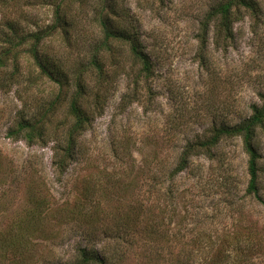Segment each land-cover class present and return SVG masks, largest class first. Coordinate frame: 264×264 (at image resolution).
I'll return each instance as SVG.
<instances>
[{
    "label": "rangeland",
    "instance_id": "rangeland-1",
    "mask_svg": "<svg viewBox=\"0 0 264 264\" xmlns=\"http://www.w3.org/2000/svg\"><path fill=\"white\" fill-rule=\"evenodd\" d=\"M39 1L4 2L8 9L13 4L23 5L43 23L50 17L51 7ZM116 1L137 19L142 42L153 63V75L137 78V84L133 82L135 74H120L113 79L103 114L79 137L78 161L60 182L52 173L51 144L28 146L5 135L21 101H33L31 93L50 100L57 92L56 85L45 80L37 86L29 87L25 82L9 91L0 89V153L10 172L7 182L0 186V228L17 222L24 214V166L33 162L44 178L43 192L52 211L43 226L60 231L53 239L29 237L26 243L33 256L29 255L28 262H22L25 255H17L12 261L0 258L1 264H56L71 259L77 244H83L84 239L72 225L60 223V211L76 191L90 186L99 189L97 196L102 193L105 199L124 202L131 197L142 198L145 183L156 182L164 190L169 170L187 141L208 135L213 126L236 124L250 113V104L264 100V0H257V16L241 8L242 18L234 23V38L226 49L214 45L212 27L205 46H201L198 36L207 11L221 0ZM5 10L0 1V27L7 19H13L12 14L4 16ZM80 36L72 38L76 46L71 49L70 58L83 51ZM66 45L59 37H53L45 40L43 47L58 54L67 50ZM123 94L127 97L121 102ZM61 117V113L56 114V118ZM255 145L260 155L258 189L264 200V132L258 131ZM212 153L211 157L192 156L188 171L173 182L186 194L187 228L207 233L233 229L239 215L226 202L234 200L246 204L247 220H260L264 205L245 196L248 156L241 139H223ZM146 159H151L149 166H145Z\"/></svg>",
    "mask_w": 264,
    "mask_h": 264
},
{
    "label": "trees",
    "instance_id": "trees-1",
    "mask_svg": "<svg viewBox=\"0 0 264 264\" xmlns=\"http://www.w3.org/2000/svg\"><path fill=\"white\" fill-rule=\"evenodd\" d=\"M0 1L6 9L4 16L13 15L0 27V89L9 91L25 82L32 87L45 80L57 87L50 100L31 93L33 101H21L5 135L28 146L51 144L52 173L60 182L78 161L79 137L103 114L113 79L120 74H135V83L137 78L148 79L153 75V63L137 19L116 0H40L51 7V15L43 23L23 5L13 4L8 9L6 0ZM241 8L255 16L260 12L257 0H221L212 6L201 21V46L212 27L214 45L226 49L234 38V23L242 18ZM84 17L88 18L82 20ZM78 32L83 51L70 58L76 46L72 38L79 36ZM53 37L65 42L67 50L58 54L46 51L44 42ZM126 97L123 94L121 102ZM249 109L236 124L213 126L208 135L187 141L169 170L164 190L156 182L145 183L142 198L124 202L105 199L102 193L97 196L99 189L90 186L76 191L71 201L62 205L60 223L79 230L84 243L77 244L71 259L56 264H264V215L260 220H247L244 201H227L226 206L239 215L233 229L191 231L187 228L186 194L173 183L188 171L192 156L211 157L221 140L239 137L248 156L245 196L264 205L258 189L260 155L255 145L258 131L264 132V100L250 104ZM57 113H61L60 119ZM150 162L146 159L145 166ZM24 167L27 207L17 222L0 228V258L12 261L25 255L22 262H28L33 256L29 237L53 239L60 231L43 226L52 212L43 192L44 178L33 162ZM9 176L0 153V186ZM256 211L260 213L258 207Z\"/></svg>",
    "mask_w": 264,
    "mask_h": 264
}]
</instances>
